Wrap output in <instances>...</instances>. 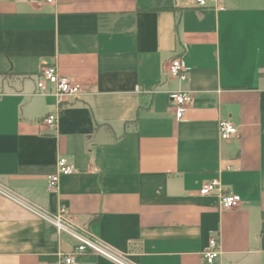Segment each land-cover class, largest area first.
<instances>
[{
	"label": "crops",
	"instance_id": "0c3cea01",
	"mask_svg": "<svg viewBox=\"0 0 264 264\" xmlns=\"http://www.w3.org/2000/svg\"><path fill=\"white\" fill-rule=\"evenodd\" d=\"M0 0V264H63L69 217L129 264H264V0ZM181 58L187 79L169 78ZM46 65L81 85L57 111ZM190 92L183 121L169 94ZM230 120L238 134L222 140ZM64 157L77 173L48 176ZM242 199L222 210L202 187ZM79 264H116L88 253Z\"/></svg>",
	"mask_w": 264,
	"mask_h": 264
},
{
	"label": "built area",
	"instance_id": "2783aa9c",
	"mask_svg": "<svg viewBox=\"0 0 264 264\" xmlns=\"http://www.w3.org/2000/svg\"><path fill=\"white\" fill-rule=\"evenodd\" d=\"M45 4H54L56 0H38ZM200 7L212 6L214 9H225L224 0H196ZM190 68L181 58H175L168 66L169 78L182 81L187 79ZM39 94L54 96L58 103L57 111L45 118V124L50 128H56L58 124V110L60 107L79 100L82 93L81 85L69 77L59 73L57 65H46L42 68L37 81ZM175 119L178 122L184 120L185 115L193 102V94L190 92H172L169 94ZM219 135L222 140H229L238 134L237 127L230 121L221 119L218 125ZM77 173L76 167L68 159L61 157L57 162V170L48 176L47 189L57 191L61 177L71 176ZM202 196H215L218 198L222 210H231L239 207L242 199L232 193H225L219 182L205 184L201 191ZM45 219L56 229L58 234L64 233L76 242L75 250L65 254L63 264H79V257L88 253L102 256L116 264H129L125 257L106 245L91 232L81 228L69 217L68 209L62 206L56 214L43 215ZM221 257L219 242L217 239L210 241L209 249L204 253L205 264H215Z\"/></svg>",
	"mask_w": 264,
	"mask_h": 264
}]
</instances>
